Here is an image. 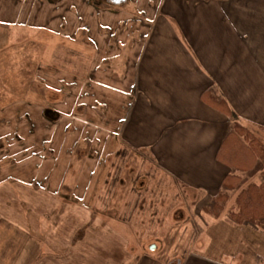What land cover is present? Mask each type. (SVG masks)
I'll use <instances>...</instances> for the list:
<instances>
[{
  "label": "crops",
  "instance_id": "obj_1",
  "mask_svg": "<svg viewBox=\"0 0 264 264\" xmlns=\"http://www.w3.org/2000/svg\"><path fill=\"white\" fill-rule=\"evenodd\" d=\"M5 24L58 41L20 97L0 87V264H143L95 214L118 170L151 163L213 197L232 115L264 143V0H0V53ZM228 221L264 254L246 244L261 230Z\"/></svg>",
  "mask_w": 264,
  "mask_h": 264
},
{
  "label": "rangeland",
  "instance_id": "obj_2",
  "mask_svg": "<svg viewBox=\"0 0 264 264\" xmlns=\"http://www.w3.org/2000/svg\"><path fill=\"white\" fill-rule=\"evenodd\" d=\"M4 27V48L0 53V87L6 90L8 97L16 98L20 97L19 94L12 92H19L20 89L23 92L30 71L32 76L39 60L48 56L51 47L56 48L58 39L43 31L7 24ZM62 45L68 46L70 53H74L72 49L75 45L67 42ZM52 65L56 67L61 64ZM74 65L76 67V63ZM121 171V175L116 176L121 177V181L115 180L113 186H106V191L102 192L103 203H98L95 214L117 215V227L134 237L133 251L138 253L143 264H190L189 260L194 264V258L232 263L231 257L224 255V252H241V255L244 252V264H264V254L257 255L252 248L250 250L251 246H240V232L231 230L228 221L229 214L237 210L240 191L251 182L261 181L262 173L259 170L244 176L242 184L231 193L217 221L206 214L203 208L211 200V193H197L196 196L176 185L165 172L157 170L151 163L142 166L140 161L137 163L133 160L118 170ZM114 173L112 170L111 176ZM185 210L191 211L189 217L184 213ZM130 214L133 215L132 221L125 225L123 220ZM205 239L207 246H210L208 252L203 246ZM256 241L264 246V240L255 238L247 239L246 244L252 242L254 245Z\"/></svg>",
  "mask_w": 264,
  "mask_h": 264
},
{
  "label": "trees",
  "instance_id": "obj_3",
  "mask_svg": "<svg viewBox=\"0 0 264 264\" xmlns=\"http://www.w3.org/2000/svg\"><path fill=\"white\" fill-rule=\"evenodd\" d=\"M224 101L218 103L223 106ZM232 114V113H231ZM232 123L218 150V160L230 168L218 192L205 204L204 211L219 217L234 192L243 182L244 176L262 167V179L251 182L237 197V210L229 214L236 226H251L264 232V143L244 125L231 117ZM262 164V165H261ZM184 264V263H182Z\"/></svg>",
  "mask_w": 264,
  "mask_h": 264
}]
</instances>
